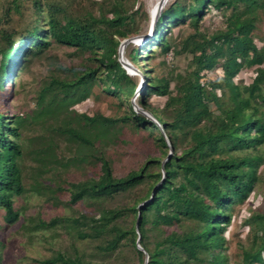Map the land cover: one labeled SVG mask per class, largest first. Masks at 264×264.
Wrapping results in <instances>:
<instances>
[{
    "label": "trees",
    "instance_id": "obj_1",
    "mask_svg": "<svg viewBox=\"0 0 264 264\" xmlns=\"http://www.w3.org/2000/svg\"><path fill=\"white\" fill-rule=\"evenodd\" d=\"M25 1L31 2L28 6L32 4L30 14L34 16L35 11L36 25L22 20L23 26L16 31L3 29L5 20H9L11 13L20 12ZM185 1L174 0L160 17L153 37L144 47L150 58H155L157 52L163 56L170 53L175 46L173 29L188 20L199 34L200 24L213 10L230 12L225 29L208 38L202 35L203 41L195 36L186 39L182 48L191 46L196 65L189 75L156 76V69L147 66L140 82L137 73L131 75L119 61V50L131 38L134 23L129 4L132 2L135 8L138 0L96 1V15L70 14V10L50 0L0 3L1 103L8 96L4 90L8 82L17 79L53 43L88 53L91 65L83 71L69 69L71 83L53 81L43 87L40 104L48 90L57 87L58 92L51 96L52 105L44 106L40 116L51 113L55 105L59 109L87 101L96 86L127 102L143 84L138 105L154 121L131 109L129 116L122 119L81 114L77 120L84 122L87 134L67 125L61 130L79 149L69 164L94 158L101 163L98 179L71 185L72 204L87 201L97 208L96 214L86 213L71 220V235L78 241L96 240L97 249L105 255L123 257L135 251L139 264H227L222 252L225 232L232 222L231 212L255 191L261 179L259 170L264 165V44L259 46L255 34L258 10L264 8V0ZM38 22L47 23V29ZM138 50L131 58L137 66ZM243 70L248 82L241 87ZM136 77L138 82L133 80ZM227 91L231 106L224 102ZM154 96L166 99L161 109L151 105L149 100ZM18 116L14 119L0 112V211L10 224L19 218L15 197L24 192L19 165L23 150L18 143L22 116ZM130 120L136 127L158 134L156 140L165 149L166 161L163 165V159H150L141 169L117 178L109 161L86 152L93 151L96 140H101L111 127ZM50 150L51 147L45 149L49 155ZM46 153L40 162L54 169L52 166L60 162L46 158ZM155 164L160 171L153 172ZM142 185L148 189L146 194H135L131 205L119 207L112 203L125 193H135ZM241 215L243 224L255 234V244L243 251L242 262L264 264V213L249 218ZM130 217L131 225L125 222ZM61 221L40 222L38 227H55ZM77 251L74 255L55 252L40 264H91Z\"/></svg>",
    "mask_w": 264,
    "mask_h": 264
},
{
    "label": "rangeland",
    "instance_id": "obj_2",
    "mask_svg": "<svg viewBox=\"0 0 264 264\" xmlns=\"http://www.w3.org/2000/svg\"><path fill=\"white\" fill-rule=\"evenodd\" d=\"M47 1L49 0H42L43 3ZM50 1L67 11L70 10V14L93 13L96 15V1L100 0ZM4 2L5 0H0V3ZM153 2L154 0H138L135 8L132 2L129 4V9H132L134 14V23L131 26V38L125 40L119 50V61L131 75L137 73L139 82L147 66L150 69H156V76L189 75L196 65L193 63L194 54L191 52V46L187 49L182 48L186 39L195 36L196 40L203 41L202 35L208 38L224 30L230 12L217 10L210 12L200 24L197 35L189 24L190 20L180 27H175L172 36L175 46L170 53L163 56L157 52L155 58H150L145 54V43L153 37L160 17L174 0H164L161 11L151 17ZM187 2L188 0L185 1ZM28 3L31 2L25 1L26 5L20 12L11 13L9 20H5L2 28L8 32L16 31L23 26L22 20L35 26V11L34 16L30 14L33 9L32 4L28 6ZM27 10L30 11L25 14ZM258 16L255 34L259 37V46H262L264 44V8L258 10ZM38 25L47 29V23L38 22ZM137 49L140 53L137 62L139 66L131 62L134 51ZM89 57L88 53L76 52L73 48L69 49L64 45L53 43L52 47L44 55L33 60L29 68L21 72L17 79H13L12 83L8 82L9 88L4 89L8 96L3 103L0 102V112L14 119L19 117L18 114L22 116L19 126L21 138L18 143L23 150L19 165L23 176L24 192L15 197L14 205L19 213L16 222L7 223L3 219L4 212L0 211V264H40V261L53 257L55 252L62 251L74 255L73 253L77 250H80L82 257L91 264H139L135 251L123 257H116L111 253L105 255L97 249L99 242L96 240L94 242L89 239L78 241L71 235L73 232L69 228L71 220L86 213H97V208L87 201L71 203V185L98 179L101 176V163L94 158L86 163L69 164L74 155L79 154V149L77 144L68 139L61 130L67 125L68 128H75L87 134L84 122L77 120L81 114L90 117L101 115L111 119H122L129 116L131 109L154 121L152 115L138 105L141 89L138 87L137 93L129 101L121 102L118 98L104 93L100 86H96L87 101L73 107L59 109H55L57 106L55 105L51 113L40 116L42 108L48 105L51 96L58 92L57 87L48 90L41 105L38 102L42 88L49 86L53 81L71 83L73 77L68 70L83 71L85 67L91 65ZM244 71H240L239 85L241 87L248 82ZM133 80L138 82L137 77ZM172 89H174V83ZM226 93L225 105L231 106L228 91ZM149 101L154 108L161 109L166 99L154 96ZM159 129L163 128L159 127ZM163 135L166 136V133L163 132ZM156 136H158L157 133L151 134L148 129L136 127L131 120L119 122L111 127L101 140H96L93 151L87 150L86 154L90 152L95 154L96 158L103 156L111 163L114 176L123 178L131 171L141 169L150 159H163L164 165L165 149L156 140ZM48 147H51L50 155L45 151ZM45 153L46 158L50 157L60 162L52 166L54 169L46 162H40ZM41 155L43 157L38 158ZM47 168L53 170L48 171ZM154 171H160L158 164L153 167ZM259 172L261 179L255 191L244 204L236 205L231 212L232 222L225 232L226 243L222 252L227 257V264H243V251L253 248L255 244V234H251L250 226L243 224L240 215L242 214V218H249L254 214L264 213V165ZM147 190V187L142 185L134 191L135 193L131 195L125 193L116 197L112 203L119 207H127L132 204L135 194L141 197ZM53 219L62 221L55 227H38L40 222L49 223ZM132 220L133 218L130 217L125 222L131 225ZM64 221L66 222L63 223ZM149 247L153 249L154 246L149 243Z\"/></svg>",
    "mask_w": 264,
    "mask_h": 264
},
{
    "label": "bare ground",
    "instance_id": "obj_3",
    "mask_svg": "<svg viewBox=\"0 0 264 264\" xmlns=\"http://www.w3.org/2000/svg\"><path fill=\"white\" fill-rule=\"evenodd\" d=\"M164 4V0H154L153 5H152V15L151 17L155 16L157 13H159L162 9V6Z\"/></svg>",
    "mask_w": 264,
    "mask_h": 264
},
{
    "label": "water",
    "instance_id": "obj_4",
    "mask_svg": "<svg viewBox=\"0 0 264 264\" xmlns=\"http://www.w3.org/2000/svg\"><path fill=\"white\" fill-rule=\"evenodd\" d=\"M156 190V189H155ZM155 190H154V192H155ZM154 192H153V194H154ZM149 201H147V202H145V203H148ZM139 220H140V214H139V218H138V222H139ZM139 242H140V239L138 240V244H139Z\"/></svg>",
    "mask_w": 264,
    "mask_h": 264
},
{
    "label": "clouds",
    "instance_id": "obj_5",
    "mask_svg": "<svg viewBox=\"0 0 264 264\" xmlns=\"http://www.w3.org/2000/svg\"><path fill=\"white\" fill-rule=\"evenodd\" d=\"M139 88H141V87H139Z\"/></svg>",
    "mask_w": 264,
    "mask_h": 264
}]
</instances>
